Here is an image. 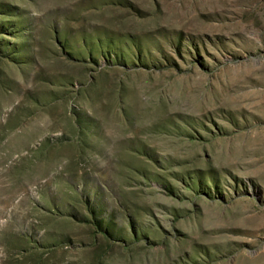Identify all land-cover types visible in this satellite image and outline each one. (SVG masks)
I'll list each match as a JSON object with an SVG mask.
<instances>
[{"label":"rangeland","instance_id":"374dc122","mask_svg":"<svg viewBox=\"0 0 264 264\" xmlns=\"http://www.w3.org/2000/svg\"><path fill=\"white\" fill-rule=\"evenodd\" d=\"M0 264H264V0H0Z\"/></svg>","mask_w":264,"mask_h":264}]
</instances>
